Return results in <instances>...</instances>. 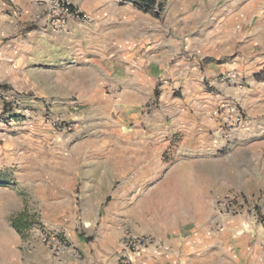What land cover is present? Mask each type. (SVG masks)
<instances>
[{
    "label": "rangeland",
    "instance_id": "374dc122",
    "mask_svg": "<svg viewBox=\"0 0 264 264\" xmlns=\"http://www.w3.org/2000/svg\"><path fill=\"white\" fill-rule=\"evenodd\" d=\"M160 5V9H154L160 10L157 19L140 12L138 29L133 31V34L138 31V35H133L131 49L136 56H142L160 44L169 80L146 86L143 105L123 123L122 115L116 113L121 123L119 130L105 110L99 116L104 117L98 124L102 128L87 132L78 128L71 118L61 116V113H77L89 106L85 92L90 82L99 85L106 81L104 70L75 67L66 71L65 76L77 80L67 82H48L39 77L49 74L44 66L17 71L18 79L14 78V72L12 76L11 72H3L4 80L0 82L3 105L0 114V264H114L111 262L116 247L112 244L114 237L108 249L101 248L100 239L107 229L115 226L119 231L127 224L128 218L119 208L121 203L136 204L141 198L138 191L151 192L157 186L165 193L175 192L185 185L183 176L188 164H193L199 174L205 176L209 174V162H213L211 165L229 164L248 155L250 150L240 145L239 140L248 136L253 127L264 137V80L257 79L264 70V0H161ZM181 65L190 66V73L201 71L202 82H196V87H201L209 101L215 100L200 110L203 112L200 119L204 118L203 132L207 133L203 143L192 145L189 150L180 149L183 135L178 126L189 128V123L199 117V110L193 102L188 104V96L182 95L181 84L173 76L176 67ZM98 90L101 95L113 97L121 88L103 84ZM80 98L83 103L76 104ZM171 98L178 103L177 108L171 106ZM57 100L70 101L74 103L73 108L66 110L63 105H56L60 114L55 115L51 109L58 104ZM18 110L29 112L31 116L16 114ZM236 118L242 119L241 125L236 123L231 130L225 120ZM51 120L71 124L72 131H54ZM159 121L163 132L161 153L154 146L147 151L140 150L135 143L153 140ZM200 125L198 121L197 126ZM42 129L50 132L41 133ZM149 129L153 130L149 132ZM83 139L97 143L99 148L90 157L98 161L97 170L105 171L110 178L109 183L105 180L102 183V194L108 196L91 199V208L79 191L84 192L81 179L86 175L82 159L86 155L80 148L73 149ZM260 150L264 159V149ZM148 159L151 165L147 172L154 175L152 182L145 172ZM155 159L161 161V170L154 166ZM66 161L70 164L67 167L64 166ZM128 171L135 197L124 199L122 190L128 186L125 179ZM262 191L264 189L258 194ZM117 192L119 198L115 196ZM148 196L141 201L150 202ZM215 215L214 208L210 215L201 211L191 215L199 227L198 235L216 234ZM174 216H168L165 208L150 206L146 209L145 205L141 223L150 230L173 232L175 224H182L186 214L178 211ZM44 238H53L64 248L58 251L55 241L48 243Z\"/></svg>",
    "mask_w": 264,
    "mask_h": 264
},
{
    "label": "crops",
    "instance_id": "0c3cea01",
    "mask_svg": "<svg viewBox=\"0 0 264 264\" xmlns=\"http://www.w3.org/2000/svg\"><path fill=\"white\" fill-rule=\"evenodd\" d=\"M44 1L46 0H14L12 5L9 0H0V82L4 80L3 72H11L10 76L14 72L15 78L17 71L28 68L37 69L40 66H44L49 74L39 77L46 78L48 82L76 81V77L65 76L66 71L75 67L78 70L93 67L104 70L106 81L99 85L97 82L96 84L90 82V87L85 92L86 95L88 94L86 103L89 102V106L77 113H61V116L71 118L78 128L87 132L92 128L94 130L102 128L98 124L104 117L101 119L99 116L101 111L105 110L109 111V117L114 119L113 126L119 130L121 123L115 114L122 115L123 123L126 117H132L133 111L143 105L146 86L162 82L163 79L169 80L165 75L167 72L163 67L164 56L159 47L160 44L152 50H147L142 56H136L133 53L131 40L133 35H138V31L135 34L133 31L138 29L137 20L140 11L131 2L72 0V11H77L78 16L68 18L62 29L54 30L50 26V12L44 7ZM14 9L19 10L18 15L13 14ZM149 24L152 25V23ZM156 31L154 29V35ZM144 34L146 35V32ZM103 38L104 40L100 42L99 40ZM101 49L102 52H100ZM190 71V66L181 65L176 67L173 75L181 84L179 87L182 95L188 96V104L193 102L199 110V117L194 123H189V128L178 126L183 135L181 150H189L193 148L192 145L203 143L204 135L206 136L207 133L203 132L204 118L200 119L203 115L200 110L206 108L207 103L212 105L215 101L212 99L209 101V96L204 97L201 87H196V82H202L201 71L198 74L196 72L191 74ZM21 78L23 79V75ZM103 84L119 86L121 91L113 97L101 95L98 89ZM57 103L51 109L55 115L60 114L56 105L60 107L63 105L62 108L68 110L73 108L74 104L60 100H57ZM81 103L83 98H80L76 104ZM170 103L172 107L177 108L178 103L174 101V98ZM2 110L3 105L0 100V114ZM198 121L201 122L200 126H197ZM157 126L153 132V140L135 143L140 150L147 151L154 146V149L158 148L161 153L163 132L160 121ZM42 130H40L41 133L50 132L48 129ZM239 141H242L240 145H246V149L250 150L248 155H242L240 159L229 164L223 162L221 165H211L213 162H209V174L205 176L200 175L193 164H188L187 173L183 176L185 185L180 186L175 192L165 193L157 186L158 188L151 192L138 191V197L141 198L136 204H132L131 201L121 203L119 208H122V213L128 218L127 224L119 231H116L115 226L107 229L100 239L102 240L101 248L108 249L112 243L110 239L112 241L114 237L112 244L115 243L116 247L111 262L114 264L120 262L124 254L121 247L122 237L125 233H132L145 235L153 240V244L143 254L132 258V264H264L262 223L252 225L245 216L222 218V231H216L213 236H206L204 233L198 235L199 227L191 216L196 211L210 215L216 204L215 201L228 192L242 193L251 197L256 194L258 196V192L264 189V159L263 152L260 150L264 149V137H260L253 127L248 136ZM78 148L86 155L82 159L84 165L82 170L86 176L80 178L81 184H84V192L81 189L79 191L84 199H88L87 203L91 208V199L108 196V194H102V183L104 180L109 183L110 178L105 171L97 170L98 161L90 157L99 148L96 142L83 139L73 147V149ZM150 161V159L145 161V172L149 182H152L154 175L147 172L150 170L147 169L150 168ZM126 162H129V159ZM56 165L59 166V164ZM69 165L68 161L64 162L65 167ZM154 166H159L161 170V161L155 159ZM125 179L128 186L122 190V196L124 199H130L132 195H135L132 192L134 187L130 184L132 183L130 171ZM146 195H149L150 202L144 203L141 199ZM115 196L119 198L118 192ZM114 203L116 201L112 203V208ZM145 205L146 209L150 206L155 209L165 208L167 215L173 217L179 211L186 214V218L182 224H175L176 229L171 228L175 229L173 232L167 229L166 232L158 231L159 229L150 230L141 223ZM173 220L175 221V218ZM159 227L162 228V226Z\"/></svg>",
    "mask_w": 264,
    "mask_h": 264
},
{
    "label": "built area",
    "instance_id": "2783aa9c",
    "mask_svg": "<svg viewBox=\"0 0 264 264\" xmlns=\"http://www.w3.org/2000/svg\"><path fill=\"white\" fill-rule=\"evenodd\" d=\"M9 2L13 5L14 0H9ZM45 8H47L50 12V26L54 30L62 29L68 18L72 16H78L77 11H72V0H46L43 2ZM13 14L18 15L19 10L14 9ZM0 96L2 94L0 93ZM16 114L24 115L26 117H30L29 112H21L16 111ZM51 126L56 132L68 133L72 131L73 126L71 124H64L58 120H51ZM242 119L236 118L234 121L225 120V123L231 126V130H234L236 127V123L241 125ZM215 230L217 232L222 231L223 222L222 218H229L235 216H245L247 217L252 225H256L259 222L264 226V192L258 196H244L241 193H229L219 199L215 206ZM55 239L44 238V241ZM57 246L58 251L62 248L61 244L58 242ZM153 244V240L145 235H138L132 233H125L122 237L121 247L123 250V255L120 259L121 264H132V258L135 256H139L143 254L149 246Z\"/></svg>",
    "mask_w": 264,
    "mask_h": 264
},
{
    "label": "trees",
    "instance_id": "16d2710c",
    "mask_svg": "<svg viewBox=\"0 0 264 264\" xmlns=\"http://www.w3.org/2000/svg\"><path fill=\"white\" fill-rule=\"evenodd\" d=\"M123 2H131L132 5L142 13H149L152 14L154 17H158L160 14V2L161 0H120ZM159 7L158 10H154L155 8ZM257 79L264 80V70H262L258 75Z\"/></svg>",
    "mask_w": 264,
    "mask_h": 264
}]
</instances>
